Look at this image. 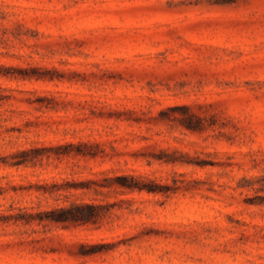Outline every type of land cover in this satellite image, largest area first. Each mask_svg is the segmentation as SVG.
Instances as JSON below:
<instances>
[{"label": "rangeland", "instance_id": "374dc122", "mask_svg": "<svg viewBox=\"0 0 264 264\" xmlns=\"http://www.w3.org/2000/svg\"><path fill=\"white\" fill-rule=\"evenodd\" d=\"M0 264H264V0H0Z\"/></svg>", "mask_w": 264, "mask_h": 264}, {"label": "trees", "instance_id": "16d2710c", "mask_svg": "<svg viewBox=\"0 0 264 264\" xmlns=\"http://www.w3.org/2000/svg\"><path fill=\"white\" fill-rule=\"evenodd\" d=\"M125 180L123 185L128 187L130 190L138 189L142 191L143 189H147L148 191H153L152 188L148 186H143L138 184V182H133L136 180V177L133 175H123L121 176ZM99 208L96 204L91 203H72L70 206H63L60 208H55L45 215L41 214L38 219L40 220H49L52 222H77V223H85L88 221L94 220L97 215V209Z\"/></svg>", "mask_w": 264, "mask_h": 264}]
</instances>
